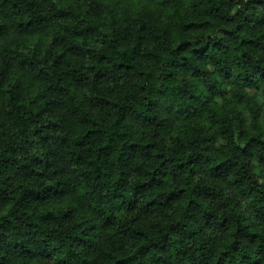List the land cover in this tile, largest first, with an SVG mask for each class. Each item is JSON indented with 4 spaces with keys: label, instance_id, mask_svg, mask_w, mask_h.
<instances>
[{
    "label": "clouds",
    "instance_id": "obj_1",
    "mask_svg": "<svg viewBox=\"0 0 264 264\" xmlns=\"http://www.w3.org/2000/svg\"><path fill=\"white\" fill-rule=\"evenodd\" d=\"M262 196L264 0H0V264H264Z\"/></svg>",
    "mask_w": 264,
    "mask_h": 264
},
{
    "label": "trees",
    "instance_id": "obj_2",
    "mask_svg": "<svg viewBox=\"0 0 264 264\" xmlns=\"http://www.w3.org/2000/svg\"><path fill=\"white\" fill-rule=\"evenodd\" d=\"M11 7L14 9L16 8L17 6L15 4H12ZM10 11V9H8L7 7H5L3 9V13L5 15L8 14V12ZM260 200H264V196L260 197ZM254 211H255V215L256 217L261 221V222H264V204H262L260 206V208H257L256 205H253L252 206ZM225 223H227V220L225 221ZM220 228H223L224 227V224H221L219 226ZM245 235H247L251 241H254L255 239H257V234H250V233H245Z\"/></svg>",
    "mask_w": 264,
    "mask_h": 264
}]
</instances>
